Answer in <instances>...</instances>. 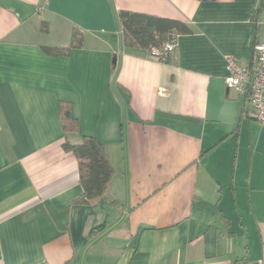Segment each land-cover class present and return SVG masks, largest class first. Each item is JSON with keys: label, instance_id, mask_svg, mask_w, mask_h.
Here are the masks:
<instances>
[{"label": "crops", "instance_id": "crops-1", "mask_svg": "<svg viewBox=\"0 0 264 264\" xmlns=\"http://www.w3.org/2000/svg\"><path fill=\"white\" fill-rule=\"evenodd\" d=\"M120 11L191 32L162 62ZM261 42L264 0H0V264H264V125L224 85ZM89 136L113 174L81 205L62 144Z\"/></svg>", "mask_w": 264, "mask_h": 264}, {"label": "trees", "instance_id": "trees-1", "mask_svg": "<svg viewBox=\"0 0 264 264\" xmlns=\"http://www.w3.org/2000/svg\"><path fill=\"white\" fill-rule=\"evenodd\" d=\"M120 32V43L124 49H142L149 52L161 50L171 40L176 42L178 35L189 34V28L178 21L158 18L145 14L120 11L116 14ZM76 31V30H75ZM81 43L80 34L73 32L70 47L67 49L43 48L47 55L67 54ZM166 58L160 60L166 61ZM115 72V69L113 70ZM64 133L78 132V123L70 114L69 105L61 106L60 115ZM62 148L71 153L78 162L79 183L82 194L77 204L88 205L97 202L107 192L113 174L104 146L94 136L82 137L79 144L64 142Z\"/></svg>", "mask_w": 264, "mask_h": 264}, {"label": "built area", "instance_id": "built-area-1", "mask_svg": "<svg viewBox=\"0 0 264 264\" xmlns=\"http://www.w3.org/2000/svg\"><path fill=\"white\" fill-rule=\"evenodd\" d=\"M176 49V42L171 40L165 43L161 50L154 49L150 57L159 61L169 57ZM253 67H241L234 58H227L228 74L224 78V85L228 91L233 90L247 96V103L251 116L261 125H264V42L256 43L253 47ZM260 264V263H251Z\"/></svg>", "mask_w": 264, "mask_h": 264}]
</instances>
